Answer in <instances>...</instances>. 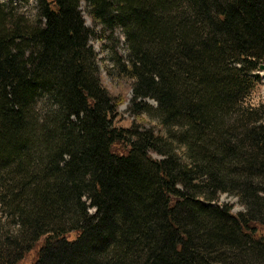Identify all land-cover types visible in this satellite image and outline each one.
<instances>
[{
  "label": "trees",
  "instance_id": "trees-1",
  "mask_svg": "<svg viewBox=\"0 0 264 264\" xmlns=\"http://www.w3.org/2000/svg\"><path fill=\"white\" fill-rule=\"evenodd\" d=\"M261 64L264 0L0 1V264H264Z\"/></svg>",
  "mask_w": 264,
  "mask_h": 264
},
{
  "label": "rangeland",
  "instance_id": "rangeland-1",
  "mask_svg": "<svg viewBox=\"0 0 264 264\" xmlns=\"http://www.w3.org/2000/svg\"><path fill=\"white\" fill-rule=\"evenodd\" d=\"M4 2L6 5L13 6L17 11L23 13L26 16L34 17L37 14L38 9V0H0ZM85 7V6H84ZM86 19V24L92 27L93 23L92 20L89 18L88 14L85 12L84 14ZM95 34L101 35V31L99 26H95ZM103 36V35H102ZM101 36V37H102ZM99 36L91 37L90 43L93 44L94 49L98 54V64L101 67L102 76L104 80V84L114 93L122 92L124 94V100L121 101L120 105L118 106L119 115L117 117V124L118 126H125L128 127L134 121H140L145 124H152L157 125L158 122L151 118L148 114H141L140 116H135L129 112L128 106L130 104V100L132 98V88L129 87L127 82L124 80H120L117 77L115 71V63L113 61V56L117 54H127L126 42L123 37L120 38V42H118L117 48H115L116 52L113 50V42L107 38L102 39ZM110 69L111 71H109ZM110 73V74H109ZM112 73V74H111ZM258 78L254 82V86L247 96V102L253 105H259L264 103V70L257 71ZM147 101L151 103L153 106H156V101L148 98ZM153 156L159 158L160 155L153 152ZM220 201L223 203H228L232 206V211L234 213H238L242 211V206L237 202V198L228 195L222 194L220 197ZM94 211V209H90ZM3 219H5V215L0 214ZM69 237H73L74 234H68ZM38 251V244L35 245L31 250H29L21 260L17 264H33L37 257Z\"/></svg>",
  "mask_w": 264,
  "mask_h": 264
},
{
  "label": "water",
  "instance_id": "water-1",
  "mask_svg": "<svg viewBox=\"0 0 264 264\" xmlns=\"http://www.w3.org/2000/svg\"><path fill=\"white\" fill-rule=\"evenodd\" d=\"M260 68H261V69H264V64L260 65Z\"/></svg>",
  "mask_w": 264,
  "mask_h": 264
}]
</instances>
